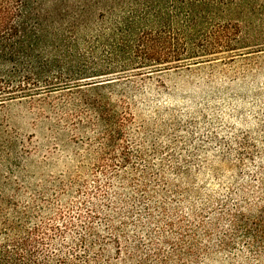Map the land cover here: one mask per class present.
<instances>
[{
  "label": "rangeland",
  "instance_id": "374dc122",
  "mask_svg": "<svg viewBox=\"0 0 264 264\" xmlns=\"http://www.w3.org/2000/svg\"><path fill=\"white\" fill-rule=\"evenodd\" d=\"M255 44L122 78L106 102L108 132L85 103L91 90L0 105L5 209L17 205L32 224L61 214L77 234L92 222L104 236L108 218L121 248L108 256L118 264L137 240L169 254L166 244L182 239L194 254L186 264H255L241 237L222 247L236 216L264 206V32Z\"/></svg>",
  "mask_w": 264,
  "mask_h": 264
},
{
  "label": "trees",
  "instance_id": "16d2710c",
  "mask_svg": "<svg viewBox=\"0 0 264 264\" xmlns=\"http://www.w3.org/2000/svg\"><path fill=\"white\" fill-rule=\"evenodd\" d=\"M262 32L264 0H0V105L60 87L87 89L96 94L85 103L108 132L106 102L122 78L236 54L257 46ZM7 204L0 198V264H118L108 256L110 247L121 254L110 219L104 236L92 222L77 234L61 214L32 224L28 212ZM239 237L249 259L264 264V206L236 216L222 247ZM138 243L125 247L119 264L193 263L183 239L166 244L169 254Z\"/></svg>",
  "mask_w": 264,
  "mask_h": 264
}]
</instances>
